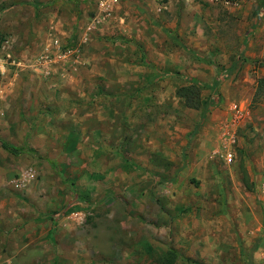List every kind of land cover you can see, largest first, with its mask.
<instances>
[{
    "label": "rangeland",
    "instance_id": "1",
    "mask_svg": "<svg viewBox=\"0 0 264 264\" xmlns=\"http://www.w3.org/2000/svg\"><path fill=\"white\" fill-rule=\"evenodd\" d=\"M135 1L0 0V84L29 83L41 109L58 111L56 131L32 130V164L14 178L30 182L14 188L54 211L74 205L71 232L52 250L31 244L26 264L40 252L63 264H264V101L252 105L264 78V0H200L208 37L199 53L191 43L200 59L176 42L147 51L120 43L115 25L95 26L101 3L111 6L106 23L133 18ZM11 28L29 30L24 58L19 42L8 50ZM182 88H198L200 108Z\"/></svg>",
    "mask_w": 264,
    "mask_h": 264
},
{
    "label": "crops",
    "instance_id": "2",
    "mask_svg": "<svg viewBox=\"0 0 264 264\" xmlns=\"http://www.w3.org/2000/svg\"><path fill=\"white\" fill-rule=\"evenodd\" d=\"M206 4L201 3L200 0H136L135 16L133 18L130 19V15H128L124 19H109L105 23L107 19L105 20L104 15L108 16L110 14L111 6L103 2L100 4L99 11L95 13L93 22L95 26L105 28L109 33L114 31L111 26L118 27L117 31L114 32H117V39L120 43L134 42L137 45L139 42L148 43L146 50L149 51L154 49L152 43L176 42L175 50L182 47L180 49L189 53V57L194 56L200 59L202 58L201 55L191 52V49L194 50L191 43L198 40L195 50L199 53L201 43L206 42L208 37V31L205 28V20L207 19ZM163 7H165L164 10ZM30 12V10L27 11L28 14ZM26 19L27 16L21 17L20 22L23 21L24 23ZM216 19L218 18L216 17ZM16 23L19 24L18 21ZM131 23H133V27L130 26ZM55 28L58 29L57 26ZM17 31L13 28L10 30L9 36L12 37H9L11 41L8 50H11L10 47H14V42H19V47L22 50L19 52V56L24 58L29 52L27 50L29 30L23 31V36L19 37ZM177 34L178 37H175ZM22 37L23 39L19 41L18 39ZM128 37L131 39H128ZM103 39L104 41H110L107 37ZM52 41V44H57L56 36ZM61 41L63 40L61 39ZM184 42H188L189 45L183 44ZM216 47L206 55L211 58L216 57L213 56L214 52L217 54ZM32 48L38 53L37 47L32 46ZM144 55H141L142 58H144ZM46 86L47 84L44 83L42 88H46ZM25 90H28V97L24 93ZM263 101L264 97H261L259 104ZM45 105H41L43 107L41 109L40 105L37 104V100L33 101L30 98L29 83L20 85L18 82L12 81L0 84V264H26V253L29 251L31 244H35L34 249L37 251H40V249L52 250L63 241V228L66 227L69 232L73 229L72 221L67 218L74 214V211H72L73 204L60 212L54 211V209L47 206L45 196L42 199L36 193L19 194L16 193L13 186L15 176L32 164L31 160H27V153L30 152L31 147L32 130L39 128V123H43L45 130L48 132L56 131V126L52 121L58 111H52L54 107L50 103ZM234 106H238L242 112L245 110L241 104H234L233 109ZM32 108L35 109L32 111ZM38 137L35 136L33 141ZM16 156L19 157L16 158ZM52 166H55V163ZM54 170L59 171L57 168H54ZM8 175L9 178H7ZM261 230L264 238V220ZM24 234H26L25 237ZM36 235L40 236L36 237ZM36 240H40L39 243L41 244H45V242L48 244L42 248L35 243ZM54 257L55 255H46L40 252V254L31 256L32 261L29 264L64 263L63 256L58 259ZM73 262L68 261L70 264Z\"/></svg>",
    "mask_w": 264,
    "mask_h": 264
},
{
    "label": "trees",
    "instance_id": "3",
    "mask_svg": "<svg viewBox=\"0 0 264 264\" xmlns=\"http://www.w3.org/2000/svg\"><path fill=\"white\" fill-rule=\"evenodd\" d=\"M179 95L184 97L186 100L187 106L191 108H200L201 107V101H199V96H198V88L193 89V88H182L179 90ZM261 96L264 97V78L259 79L258 81V87L256 90V99L253 102V106L255 107L261 102ZM197 97V98H196ZM196 98V100H195ZM244 183L245 185L250 188V183H249V177L245 173L244 175Z\"/></svg>",
    "mask_w": 264,
    "mask_h": 264
},
{
    "label": "built area",
    "instance_id": "4",
    "mask_svg": "<svg viewBox=\"0 0 264 264\" xmlns=\"http://www.w3.org/2000/svg\"><path fill=\"white\" fill-rule=\"evenodd\" d=\"M234 110L237 111V113L242 116L243 112L239 110L238 106H234ZM224 159L225 161L230 164L233 162V154L231 152H228L225 154L224 156ZM29 174L27 173V175H24L21 180H18V181H14L13 182V186L16 188V189H19L20 187H22L24 185V183H26L29 179ZM264 259V258H263Z\"/></svg>",
    "mask_w": 264,
    "mask_h": 264
}]
</instances>
